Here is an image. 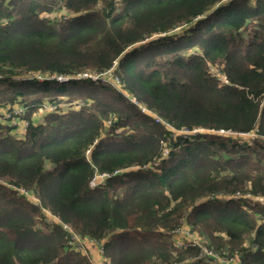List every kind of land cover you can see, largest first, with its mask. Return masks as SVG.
I'll use <instances>...</instances> for the list:
<instances>
[{
	"label": "trees",
	"instance_id": "obj_1",
	"mask_svg": "<svg viewBox=\"0 0 264 264\" xmlns=\"http://www.w3.org/2000/svg\"><path fill=\"white\" fill-rule=\"evenodd\" d=\"M96 262L264 264V0H0V264Z\"/></svg>",
	"mask_w": 264,
	"mask_h": 264
},
{
	"label": "rangeland",
	"instance_id": "obj_2",
	"mask_svg": "<svg viewBox=\"0 0 264 264\" xmlns=\"http://www.w3.org/2000/svg\"><path fill=\"white\" fill-rule=\"evenodd\" d=\"M240 136H242V139L243 140H251V139H254V138H256V134H254V133H250V134H248V135H245V136H243L242 134L240 135ZM258 138V137H257ZM92 185H94V183H92ZM185 231V235L187 236V237H189L190 236V234H189V230L188 229H186V230H184ZM192 235V234H191ZM191 237H193V236H191ZM183 239H188V238H185V237H183V235H179V240H177V243H180L181 242V240H183ZM73 242L74 243H76V244H78L79 245V248L81 249V251L85 254V256H87L88 258H91V257H96L97 255H100V253H101V249H100V247L96 244V243H94V244H92V243H89L90 241H82L81 239H78V238H74L73 239ZM204 249H206V248H204ZM203 249V250H204ZM206 252V251H205ZM204 255H210V252H206V253H204ZM101 262V261H100ZM100 262H96L97 264H101ZM227 264V263H226ZM233 264V263H232Z\"/></svg>",
	"mask_w": 264,
	"mask_h": 264
},
{
	"label": "built area",
	"instance_id": "obj_3",
	"mask_svg": "<svg viewBox=\"0 0 264 264\" xmlns=\"http://www.w3.org/2000/svg\"><path fill=\"white\" fill-rule=\"evenodd\" d=\"M92 183H94L93 181L91 182V185H92ZM204 251H206V252H211V251H208L207 249H204Z\"/></svg>",
	"mask_w": 264,
	"mask_h": 264
}]
</instances>
